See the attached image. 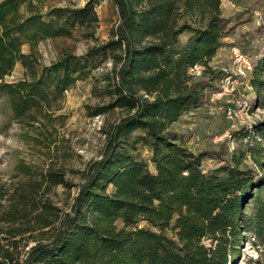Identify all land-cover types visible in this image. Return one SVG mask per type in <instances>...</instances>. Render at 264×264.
Returning a JSON list of instances; mask_svg holds the SVG:
<instances>
[{"label":"trees","instance_id":"obj_1","mask_svg":"<svg viewBox=\"0 0 264 264\" xmlns=\"http://www.w3.org/2000/svg\"><path fill=\"white\" fill-rule=\"evenodd\" d=\"M34 1L0 0V108L8 119L45 121L53 129V109L65 92L105 59L112 67L93 92L108 102L90 116L123 114L104 131L103 151L80 172L66 209L56 205L53 192L70 184L51 160L40 170L18 165L20 180L0 186V264H230L251 233L264 256L257 143L228 152L223 141L217 150L196 152L172 129L204 103L222 75L209 65L233 34L221 0H111L118 22L99 43L93 0L46 11ZM76 29L97 43L82 55L66 51L40 64L34 52L39 42L70 37ZM256 30L263 34L262 26ZM255 58L251 84L257 88L264 44ZM16 64L24 77L5 82ZM195 66L201 67L198 76L190 73ZM259 102L256 97L253 105ZM257 135L264 141V123Z\"/></svg>","mask_w":264,"mask_h":264},{"label":"rangeland","instance_id":"obj_2","mask_svg":"<svg viewBox=\"0 0 264 264\" xmlns=\"http://www.w3.org/2000/svg\"><path fill=\"white\" fill-rule=\"evenodd\" d=\"M87 0H35L34 3L42 11L51 7L83 6ZM98 23L94 32L97 42L109 38L111 30L118 22V14L111 0H93ZM220 13L231 20L233 34L224 37L222 47L209 62L211 68L222 75L212 82L213 93L205 96L204 103L197 109L184 113L172 126L183 137L184 144L193 151L204 148L217 150V145L225 141L228 152L239 146L251 143L260 152L254 159L257 170L264 176V141L258 138L257 129L264 123V66L258 72L257 88L251 84L254 76L255 51L264 44V1L262 0H221ZM263 27V34L257 28ZM187 34L180 36L182 42ZM87 37L85 31L78 29L70 37H58L39 42L34 49L40 64L48 65L63 52L82 55L95 43ZM246 42V43H244ZM244 50L251 70L245 76L236 74V65L231 55V47ZM22 52H30L28 45ZM112 67L109 59L98 62L90 76L79 80L65 92L63 100L54 108L52 114L53 129L48 123L15 122L8 119L0 108V186L9 188L20 180L18 165L26 164L33 170H40L49 161L64 172L69 188L58 186L54 189L53 199L57 206L66 209L74 197L81 174L87 163L98 159L105 143L104 131L115 123L123 114L120 110L90 116L93 108L105 105L108 99H101L93 92L94 85L100 89L103 84L100 74L108 72ZM201 68L191 71L198 76ZM24 69L16 64L5 82H13L24 77ZM218 76V75H217ZM225 91V92H224ZM224 92L222 95L217 93ZM260 104H254V100ZM49 132H47V129ZM247 133L249 137H243ZM40 141V142H38ZM143 156H148L143 151ZM213 161H206V170L212 168ZM247 165L254 167L247 159ZM250 208V207H249ZM249 209L247 214L249 215ZM262 245L253 233L243 238L238 251L232 256L230 264H264V256L260 252Z\"/></svg>","mask_w":264,"mask_h":264},{"label":"built area","instance_id":"obj_3","mask_svg":"<svg viewBox=\"0 0 264 264\" xmlns=\"http://www.w3.org/2000/svg\"><path fill=\"white\" fill-rule=\"evenodd\" d=\"M231 55L233 57V62L236 65V74L238 76H245L251 70V64L248 57L236 46L231 47ZM200 68V66H195L190 70H196L198 72ZM224 92H219L217 94L222 95Z\"/></svg>","mask_w":264,"mask_h":264}]
</instances>
